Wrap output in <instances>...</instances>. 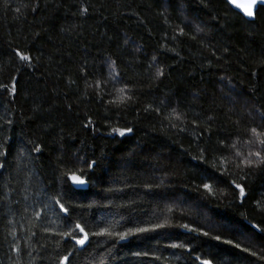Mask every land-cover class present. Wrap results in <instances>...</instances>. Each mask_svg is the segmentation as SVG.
<instances>
[{
    "label": "trees",
    "instance_id": "16d2710c",
    "mask_svg": "<svg viewBox=\"0 0 264 264\" xmlns=\"http://www.w3.org/2000/svg\"><path fill=\"white\" fill-rule=\"evenodd\" d=\"M35 5L0 0V84L15 79L18 87L15 102L0 108L7 153L0 157L7 161L0 170V264H61L65 255L67 264H233L234 256L264 264V164H241L252 147L249 129L260 124L255 113L264 112V8L248 21L226 0H185L182 11L176 0H47L33 11ZM14 50L29 55L31 66ZM110 61L117 87L131 90L119 107L109 103L114 82L104 83ZM157 65L163 75L153 78ZM172 107L183 113L184 131L181 121L164 119ZM88 120L95 131L82 127ZM126 126L133 133L109 135ZM31 142L42 152H29ZM93 158L98 166L89 169ZM73 172L93 181L69 193L79 207L56 195ZM233 181L251 191L239 197ZM149 187L156 199L145 194ZM53 197L75 211L73 234L75 223L89 233L85 249L59 235L68 224ZM158 222L168 227L127 242L91 235Z\"/></svg>",
    "mask_w": 264,
    "mask_h": 264
},
{
    "label": "snow or ice",
    "instance_id": "6c2138e0",
    "mask_svg": "<svg viewBox=\"0 0 264 264\" xmlns=\"http://www.w3.org/2000/svg\"><path fill=\"white\" fill-rule=\"evenodd\" d=\"M227 2L229 4L234 5L236 8L240 9L243 12V15L254 19L256 16V12H257V6L259 5L261 8H264V0H246L245 4H241L238 2V0H227ZM40 3H45L47 4V0H36V5L33 7V11H35V8L39 6ZM176 3L180 5V7H178L177 11H182L183 10V4L185 3V0H176ZM54 7H58V4H54ZM17 11H19V9H17ZM88 13V8L83 7L81 5V7L78 9V14L81 16H84L85 14ZM63 31V29H61ZM196 32H200L201 29L200 28H196L195 29ZM183 33V30L181 29V34ZM173 39H175V37H173ZM127 41H125L126 43ZM14 54L16 57H19L20 61H24L25 66L30 67L31 66V57L29 55L24 54L21 51H17L14 50ZM153 61H155L156 57L153 56ZM107 69H108V77L107 80L104 81V83L106 84L108 81H113V87L115 88L116 91V98L114 100L109 101V103L116 105L117 107H119L120 105H124L126 104L127 101L132 99V96L130 94H126V93H130V89H127L126 87H117L118 84H120V80L118 79L119 77V72L116 70L115 67V61H110L107 65H106ZM149 68H152L153 65L149 64L148 65ZM81 72H83V68L81 69ZM163 75V70L157 65L155 67V72H154V77L153 78H158L160 76ZM85 79V85L86 88H93V84L89 83L87 80V77L84 78ZM223 79V78H221ZM75 81L70 80L69 81V85L74 84ZM95 88L99 89L101 86V81L97 80L95 82ZM230 91H235L234 87L230 86ZM17 92H18V87H17V82L15 79H13L11 81L10 84H0V108H3L6 103H14L15 102V98L17 97ZM87 92H84L83 95H87ZM95 96L99 97L100 96V92L96 91L93 93ZM8 98L7 100L5 98ZM161 104H163V101H161ZM68 111L71 112V105L67 106ZM147 110V109H146ZM156 111L158 112L159 109H156ZM166 112H168L167 109H165ZM183 113H178L175 107L171 108V111L168 112V114L164 117V119L167 120H176V121H181V127H180V131H184V127H183V121L181 120V116ZM255 115L259 118L260 124H258L257 126L251 127L249 129L250 132V137L249 140L246 141L247 143L251 144L252 147L250 148V150L247 153V156L243 157L241 159V164L246 165L249 168L264 164V112L260 111L259 109H257ZM209 120L212 119L211 116L208 117ZM4 123L7 124H11L12 121L11 120H5ZM91 121L88 120L87 122H83L82 123V127L85 129H89V131H95V128H90L89 126L91 125ZM172 127H176L175 124L171 125ZM0 128H2V126H0ZM116 134L119 137H125L127 134H131L133 133V128L131 126H126L124 128H120V127H113L111 129V133H109V135L112 134ZM7 139V137H5V140ZM33 143V147L31 149H28L29 152H36V153H41L42 152V148L39 144L35 143V142H31ZM7 153L5 151H3V145L0 144V157L6 156ZM23 153L22 152H18L17 156H22ZM237 156L240 155V153H236ZM80 159V158H78ZM6 164L7 161L4 162H0V170H4L6 168ZM96 165L98 166V162L95 158H93L91 160V163H88L86 166L87 168L91 169L93 168V166ZM2 174V173H0ZM253 173H248L247 175H252ZM259 175L261 177H264V169H261ZM71 181L70 184H68L67 182ZM233 183L235 184V182L233 181ZM65 184L67 185V187L61 189L60 191L56 192V195L61 196V199L67 198V199H73L74 200V196L73 195H69V193L75 194L76 192L79 191H83V190H87L88 188L92 187L93 185V181L91 180V178H89V180H85L82 179L80 176L76 175L74 172L71 175H67L66 174V180H65ZM75 186V187H73ZM205 189L209 188L208 184H204L203 185ZM157 187H159L157 185ZM246 187L248 188V191H251V186H242L241 184H235V188L239 190V197L243 198L247 195L246 193ZM262 188H264V185H261ZM146 195L151 194L153 199H156L157 196L159 194L157 193H153L152 189L149 187L147 189V192L145 193ZM264 194V193H262ZM61 199H55V197H53L54 200V204L56 206H58V210L59 213H63V221L65 223L68 224V231L66 232H61L59 233V235L61 236H65L66 238L71 237L72 240L75 241V245H79L81 249H85V245L88 243L89 241V233L87 231H85V228L81 226L80 223H75L74 225V229L78 230V233H76L75 235L73 234V228L71 226V220L73 218V216L76 215L75 211H73L71 214L69 213V208L65 207V204L61 202ZM74 204L76 207H79V201L74 200ZM45 207H48V205H45ZM37 216H39V213H37ZM11 222V221H9ZM168 227V225L166 224V222H158L155 224H150L148 226H143V227H125L124 230L119 231V232H112L109 231L107 227H100L99 231H93L91 233V235L93 237H110L115 239L117 242H127L130 240V238L132 237H141L145 234H151V233H157L160 232L162 229H166ZM255 227V226H253ZM183 228L189 232H193L195 233L197 230L195 228H189L188 225H183ZM79 234H82V236H79ZM203 236H208L207 232H203L200 233ZM13 238H15V233H12ZM163 236H167L168 238L172 239V238H180V239H186L187 237H175L173 234L168 233V232H164L162 233ZM79 236V238H77ZM211 239L219 241L221 239V237L219 235L212 237ZM146 242V241H143ZM224 244H232L231 240H224L223 241ZM73 245V247L75 246ZM168 247L172 248V249H178V248H183L182 244H177V243H171L169 245H167ZM239 244L233 245V248H239ZM14 251L17 250L15 247L13 249ZM241 252L247 251V249H240ZM137 256H148V252H137L135 253ZM224 254L228 255L231 254L227 251L224 252ZM71 255V253L69 254ZM68 255H65L62 257L61 259V264H67L68 262ZM154 260H158L159 257H153ZM197 259H200L199 257H197ZM202 264H212V262L210 260H203ZM233 264H244V260L241 257H235L233 258Z\"/></svg>",
    "mask_w": 264,
    "mask_h": 264
},
{
    "label": "water",
    "instance_id": "95a60500",
    "mask_svg": "<svg viewBox=\"0 0 264 264\" xmlns=\"http://www.w3.org/2000/svg\"><path fill=\"white\" fill-rule=\"evenodd\" d=\"M227 1V0H226ZM238 2L239 3H241V4H245L246 3V0H238ZM230 6L236 11V12H238V13H240L246 20H248V21H254L255 20V18H256V16H255V18L254 19H251V18H248V17H246V16H244L243 15V12L240 10V9H238V8H236L234 5H232V4H230ZM259 5L257 6V11H258V9H259ZM257 13V12H256ZM79 176V175H78ZM81 177V176H80ZM82 178V177H81ZM82 179H85V178H82ZM86 180V179H85ZM70 183H71V181H70ZM73 187H75V186H73ZM89 189V188H88ZM87 189V190H88ZM83 191H86V190H83ZM82 235V234H81ZM88 243H89V241H88ZM88 243L85 245V247L88 245ZM79 246V245H78ZM79 248H80V246H79ZM81 249V248H80Z\"/></svg>",
    "mask_w": 264,
    "mask_h": 264
}]
</instances>
